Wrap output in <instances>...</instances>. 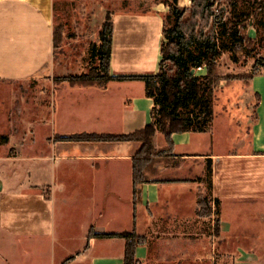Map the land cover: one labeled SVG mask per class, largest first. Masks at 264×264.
<instances>
[{
    "label": "crops",
    "instance_id": "crops-1",
    "mask_svg": "<svg viewBox=\"0 0 264 264\" xmlns=\"http://www.w3.org/2000/svg\"><path fill=\"white\" fill-rule=\"evenodd\" d=\"M112 21L110 74L156 73L162 16L119 11ZM55 27L56 0H0V82L47 84L36 98L38 126H30L37 136L0 137L6 139L2 146L20 149L0 154V168L28 169L26 179H12L7 168L0 172V264H124L125 239L90 237L91 230L144 236L137 264H264V235L250 223L263 212L255 203L264 201V72L250 79L258 105L246 145L224 152L216 149L212 130L173 133V154L163 156L135 204L133 160L141 142L67 137L140 130L153 122V100L138 79L96 86L56 82ZM145 33L151 34L145 41H155L157 65L151 71L124 67L120 53L146 45ZM148 55L132 64L139 68ZM13 112L4 105L1 120L9 122ZM154 145L169 147L162 132ZM202 205L209 215L200 214Z\"/></svg>",
    "mask_w": 264,
    "mask_h": 264
},
{
    "label": "trees",
    "instance_id": "trees-1",
    "mask_svg": "<svg viewBox=\"0 0 264 264\" xmlns=\"http://www.w3.org/2000/svg\"><path fill=\"white\" fill-rule=\"evenodd\" d=\"M192 2L191 8L180 7L178 0L168 3L169 12L163 17L161 59L156 73L130 76L110 74L114 24L108 13L101 26L99 42L92 44L90 48L89 71L55 78L56 82L67 81L71 86L103 85L114 79H138L144 82L146 95L154 103L151 124L132 133L83 132L67 137L78 141L141 142L138 156L133 160L135 204L141 200L143 184L153 181L152 177L157 176V164L163 160V156L173 154L172 134L185 131L206 132L211 128L214 121V95L219 80L217 62L225 51L243 54L247 42L251 41L246 26L252 21V15L259 18L262 12V6H257L253 13L244 10L238 14L239 19L234 20L232 13L235 11V2L230 6L228 17L214 11V0ZM222 10L225 11L226 8ZM227 10L229 12V8ZM58 30L55 27L54 50L62 41ZM199 67L205 69V73H199ZM193 69L195 72H192ZM260 73L263 72L254 69L250 79ZM157 131L164 134L168 148L156 149L154 142ZM200 214L209 215L210 211L202 205ZM219 229L217 219L216 233ZM89 236L124 238V264H137L136 248L145 242V237L134 230L111 233H96L91 230Z\"/></svg>",
    "mask_w": 264,
    "mask_h": 264
},
{
    "label": "rangeland",
    "instance_id": "rangeland-1",
    "mask_svg": "<svg viewBox=\"0 0 264 264\" xmlns=\"http://www.w3.org/2000/svg\"><path fill=\"white\" fill-rule=\"evenodd\" d=\"M214 1V11L225 17L230 15V6L235 2V11L232 13L234 20L239 19L237 16L240 12L245 10L253 13L257 6H262L260 17L257 18L252 15V21H249L246 26L251 41L247 42L248 45L243 54L236 55L225 51L217 62L219 80L216 83L214 95V121L209 130L216 134V149L227 152L237 149L241 145H246V142L249 141L251 125L257 113V97L250 88V75L256 68L259 69V72H264V0ZM170 2L172 0H56V28H59L58 32L62 41L55 50V59L57 63H60L55 67V74L62 76L66 73L70 75L71 72L84 73L89 71L90 46L98 41L100 27L108 13L111 14V18L119 11L159 13L163 18L169 12L168 3ZM187 2L189 3L186 4ZM192 3V0H178L180 7L191 8ZM225 8L226 10L223 11L222 9ZM140 27L144 32H148L150 28L148 24ZM208 29L210 30L211 26ZM145 36L149 35L145 33L142 36L143 42ZM149 37L151 39V34ZM145 44L137 51L120 53V55H124L122 58L125 62L124 67L132 66L131 70L134 71H151L155 68L157 65L155 41H149L148 38ZM145 53L149 54L144 60L145 63H142L139 68L132 64V60L138 59L139 55ZM198 72L205 73V71ZM46 85L40 81H34L31 84L0 82V110L8 104L9 111H14L8 118L9 122L2 121L0 118V128L7 126L3 128L4 130L0 129V137L5 135L8 139L10 137L14 139V136H17L20 140L26 136L23 139L31 140L35 135L37 136V131L32 134L29 133L30 126L34 127L38 124L37 111H35L38 102L36 98L39 97L41 89ZM47 95L48 92L45 96L47 97ZM26 101L27 103H25ZM45 102L48 103V100L46 99ZM12 123L14 126H11ZM14 127L15 131L12 130ZM4 140L6 139L2 138L1 140L0 138V154L9 152L10 155H15L20 150L18 147L10 148V145L2 146ZM4 168H7L6 170L9 171V176L11 175L12 179H26L28 177L25 175L28 169L20 164L10 167V164L3 165L1 163L0 172L4 173ZM13 168L17 169L13 170ZM29 169L32 172V168L29 167ZM255 206L263 212L261 215L255 213L258 216L254 220H250L252 231L256 235H264V201L255 203Z\"/></svg>",
    "mask_w": 264,
    "mask_h": 264
},
{
    "label": "built area",
    "instance_id": "built-area-1",
    "mask_svg": "<svg viewBox=\"0 0 264 264\" xmlns=\"http://www.w3.org/2000/svg\"><path fill=\"white\" fill-rule=\"evenodd\" d=\"M203 70H205V69H203L202 67L198 68V71H203Z\"/></svg>",
    "mask_w": 264,
    "mask_h": 264
},
{
    "label": "water",
    "instance_id": "water-1",
    "mask_svg": "<svg viewBox=\"0 0 264 264\" xmlns=\"http://www.w3.org/2000/svg\"><path fill=\"white\" fill-rule=\"evenodd\" d=\"M192 72H195V70L193 69Z\"/></svg>",
    "mask_w": 264,
    "mask_h": 264
},
{
    "label": "bare ground",
    "instance_id": "bare-ground-1",
    "mask_svg": "<svg viewBox=\"0 0 264 264\" xmlns=\"http://www.w3.org/2000/svg\"><path fill=\"white\" fill-rule=\"evenodd\" d=\"M189 2H187L186 4H188Z\"/></svg>",
    "mask_w": 264,
    "mask_h": 264
}]
</instances>
